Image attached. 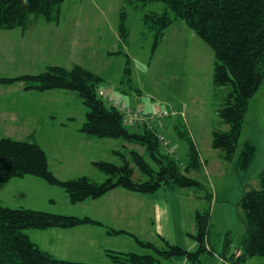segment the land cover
Returning a JSON list of instances; mask_svg holds the SVG:
<instances>
[{
    "label": "rangeland",
    "instance_id": "374dc122",
    "mask_svg": "<svg viewBox=\"0 0 264 264\" xmlns=\"http://www.w3.org/2000/svg\"><path fill=\"white\" fill-rule=\"evenodd\" d=\"M59 7V20L32 14L24 26L0 29V78L38 74L51 65L71 67L75 63L99 73L102 76L99 89L110 91L127 106L145 107L139 114L140 122L129 126L130 129L141 131V126H156L164 151L173 153L174 150L185 162L190 160L189 138H192L200 165L186 173L201 186L170 183L149 194L120 186L98 198L72 203L60 185L45 179L41 184L35 178L18 177L0 182V191L6 194L5 201H9L6 205L89 215L101 220L106 226L83 224L80 226L86 230L78 228L69 235L42 232L37 238L52 248L54 254L88 255L91 260L88 262L93 264L117 263L102 248L154 252L143 247L136 236L163 246L166 239L194 251L197 249V240L192 236L197 230L196 212L209 210V242L214 251H203L196 259L175 255L162 259L161 264H231L221 253L230 239L229 254L233 251L239 254V243L246 229L239 201L246 186L260 185V173L264 171V82L249 101L239 149L234 158L225 160L222 148L213 146V131L230 127L219 114L228 89L214 81L213 49L184 20L172 22L153 48L155 29L145 26L144 18L151 12H163L166 5L162 1L65 0ZM122 22L126 36L121 34ZM165 109L169 114L162 117ZM87 111L88 107L74 90L41 91L26 88L21 80L9 83L0 80V129L6 126L11 137L40 144L48 156L49 168L58 178L87 175L101 182L107 174L95 162L120 163L122 155L133 165L135 179L147 178L134 164L130 152L135 148L153 163L146 147L123 138L83 132ZM3 112H14L12 120L18 125L9 127L1 121ZM6 116L10 122L11 118ZM180 131H187L189 136H183ZM246 140L255 143L256 153L250 166L242 168L238 154ZM48 197L50 201L45 200ZM166 200L170 206L166 216L173 220L167 223L164 216L166 228L171 230V224L174 225L171 239L156 233L162 229V222L155 209L162 213L160 204ZM107 226L125 229L134 235L107 234ZM37 229H27L32 240ZM244 264H264V256L248 257Z\"/></svg>",
    "mask_w": 264,
    "mask_h": 264
},
{
    "label": "trees",
    "instance_id": "16d2710c",
    "mask_svg": "<svg viewBox=\"0 0 264 264\" xmlns=\"http://www.w3.org/2000/svg\"><path fill=\"white\" fill-rule=\"evenodd\" d=\"M64 1L0 0V29L24 26L32 14L42 15L48 20H59V6ZM130 1H162L166 5L163 12H151L144 18L145 26L155 29L153 48L157 47L166 28L180 18L213 49L214 81L228 89L219 114L230 125L228 130L213 131V146L222 148L223 158L231 160L239 149L249 101L264 82V0ZM120 30L126 36L123 22ZM125 70L129 72L128 67ZM0 80L8 83L21 80L25 82L26 88L41 91L55 88L76 91L88 107L86 120L81 128L83 132L138 142L146 147L153 160V163L148 162L143 153L135 148L130 151L134 164L147 176L144 180L134 178V167L122 154L120 163L106 160L95 162L107 174L101 182L87 175L60 179L49 168L48 156L40 144L32 140L0 136V182L25 175L39 176L51 184L64 187L72 203L98 198L120 186L144 193H153L162 185L170 183L183 187L201 186L198 180L186 173L200 165L199 152L192 138H189L190 160L185 162L174 154V150L173 153L164 151L156 126H141V131L130 129L129 126L140 121L125 122L124 110L101 96L99 88L102 76L99 73L75 63L71 67L51 65L38 74L3 77ZM187 133L180 131L183 136H189ZM239 153L238 164L242 168H248L255 157V143L246 140ZM239 206L246 226L239 243V254L236 251L229 254L230 239H227L221 253L231 264H244L248 257L264 256V171L260 173L258 187H245ZM195 219L197 230L192 236L197 240V249L194 251L166 239V245L163 246L136 236L143 247L153 249L154 252L140 253L108 248L105 252L112 261L123 264H161L162 259L175 255L196 259L203 251H214V247L209 242L210 211L198 210ZM83 224L105 225L89 215L77 216L26 207L13 208L0 202V264H93L84 260L57 257L32 240L27 232L29 228H71ZM107 230L109 233L128 232L134 235L125 229L110 226H107Z\"/></svg>",
    "mask_w": 264,
    "mask_h": 264
},
{
    "label": "crops",
    "instance_id": "0c3cea01",
    "mask_svg": "<svg viewBox=\"0 0 264 264\" xmlns=\"http://www.w3.org/2000/svg\"><path fill=\"white\" fill-rule=\"evenodd\" d=\"M33 94H35L34 92H32ZM67 94H68V92H66ZM61 94L62 95H64V96H66V94L65 93H62L61 92ZM66 109V108H65ZM67 111V110H66ZM65 111V114L66 113H68V112H66ZM6 115H9V117L11 118V121L9 122L8 121V118H7V116ZM11 115H13V117L11 116ZM15 114H14V112H10V114H7L6 112H3V113H1V116H2V120L1 121H3V122H5V123H7V125H9V127L11 126V124H14L12 127H15L16 125H18L17 123H14L13 121L14 120H12V119H14L15 118V116H14ZM1 130V132H0V136H10L9 134H7V132H8V130L6 129V126L4 127V128H2V129H0ZM2 133V134H1ZM26 176H31V175H25V176H21V177H25L24 179H27V178H35V179H37L41 184H44L43 183V181H42V179L43 178H41V177H38V176H35V177H26ZM13 178H18V177H13ZM12 179V178H11ZM29 180V179H28ZM7 182V181H6ZM116 188H119V187H115V188H113V190L114 189H116ZM156 192V191H155ZM154 193V192H153ZM146 194H149V193H146ZM49 198H51V197H48V198H45V200H47V201H50L49 200ZM5 199H6V194L4 193V192H2V191H0V202H2L3 204H5L6 205V203H9V201H5ZM51 200H53L54 202H55V200L56 199H51ZM51 202V203H54V202ZM46 205H48V204H46ZM160 208H161V211H162V213L156 208L155 210H156V212L158 213V215H159V217H160V219H161V222H162V229L161 230H159V232H156V233H159V237L161 236V234H163V235H165L166 237H168L169 239H171L170 237V235L171 234H173L174 233V231H173V228H174V225L173 224H171V230H169V229H167L166 228V223H165V221L168 223L169 221H173L172 220V217H170V218H167V216H166V214L170 211V206H169V204H168V202H167V200H166V202H164V203H162V204H160ZM164 216H166V219H165V221H164ZM84 226H86V225H84ZM102 226H105V225H102ZM78 228H81V226L79 225V227L78 226H75V227H71V228H62V227H51V228H46V229H37L38 231H33L34 232V240H35V242H37L43 249L45 248V250L46 251H48V252H50V253H52V251H53V249L52 248H50L49 249V247L48 246H46V245H43V244H41L40 243V241L39 240H37V238L39 237L38 235L40 234V233H42V232H51V231H54V232H56V233H60V232H62V233H64L65 235H69V234H72V233H74V232H77L76 230H78ZM87 228H81L80 230H86ZM193 229H194V227H193ZM195 229H197V226L195 227ZM70 230H74L73 232H71ZM79 230V231H80ZM187 232H189L190 230H186ZM196 230H194V232H195ZM105 233H107V234H110L109 232H108V230L106 229V231H105ZM188 235H189V233H188ZM110 236V235H109ZM92 240H94L93 239V237L91 238ZM196 242V241H195ZM196 245H197V243H196ZM51 249H52V251H51ZM105 249L106 248H102V252L103 253H105ZM134 251H139L140 252V250H138V249H136V250H134ZM76 253V252H75ZM53 255H55V256H57V257H62V258H69V259H75V260H84V261H91V260H89V258H88V255H86V256H80L79 254H74V256H69V255H71V254H64V255H58V254H54V253H52ZM68 255V256H67ZM76 255H78V256H80V257H75ZM84 257V258H83ZM92 263V262H91ZM115 264H120V263H115Z\"/></svg>",
    "mask_w": 264,
    "mask_h": 264
},
{
    "label": "built area",
    "instance_id": "2783aa9c",
    "mask_svg": "<svg viewBox=\"0 0 264 264\" xmlns=\"http://www.w3.org/2000/svg\"><path fill=\"white\" fill-rule=\"evenodd\" d=\"M99 93L103 98H105L107 101H109L113 105L120 106L124 112H125V122L127 123H135L140 119L139 114L142 113L145 110V107H131L125 105L118 97H116L113 93L110 91L99 89ZM134 114V116H132ZM162 115L169 114V110L165 109L163 112H161ZM159 114V115H161ZM140 121V120H139Z\"/></svg>",
    "mask_w": 264,
    "mask_h": 264
}]
</instances>
